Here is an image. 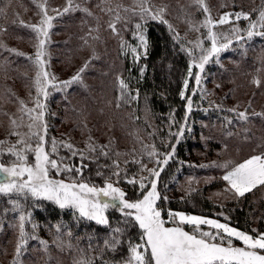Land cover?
Here are the masks:
<instances>
[{
  "label": "trees",
  "instance_id": "16d2710c",
  "mask_svg": "<svg viewBox=\"0 0 264 264\" xmlns=\"http://www.w3.org/2000/svg\"><path fill=\"white\" fill-rule=\"evenodd\" d=\"M210 1L213 20L225 13L245 12L254 21L264 10V0ZM37 4H45L48 16L53 18L44 60L45 70L59 85L47 89L46 99L40 97L45 105L48 147L55 138L73 145L85 157L81 160L80 155L73 156L59 146L57 158L63 157L66 165H84L83 176L77 177L75 172L56 176L54 171L50 175L65 181L72 176L100 187L105 181L112 182L127 193L126 199L136 200L143 193L138 183L127 180L148 175L141 172V164L149 169L163 168L157 189L167 198L158 201L164 215L169 210L181 211L216 218L253 236L264 233V185L222 204L207 196L210 190L224 186L222 176L231 168L252 156L264 155V111H257L264 110V37L230 40L218 61L213 57L205 65L200 73L202 83L197 86L187 75L191 61L187 50L193 48L190 42L203 40L205 48L211 42L206 39L207 29L201 27L205 14L194 0H148L144 6L153 13L164 9L162 19L167 23L147 14L141 18L140 0H73L72 9L66 13L67 0H0V8L5 9L0 14V141L5 142V148L19 138L10 134L13 130L25 135L32 122L23 109L35 108L37 98V39L28 27L39 24L42 18ZM110 24H115L116 32ZM137 24L142 27L137 29ZM248 24V20L232 18L223 26L244 30ZM213 30L221 34L219 25ZM141 34L146 48L140 41ZM239 44L250 49L243 53ZM194 54L199 56V50ZM222 60L229 66L222 65ZM78 73L80 79L64 87L62 82ZM121 79L131 96L125 105L116 103ZM256 79L261 82L259 87L253 83ZM225 90L230 92L220 96ZM181 91L185 92L183 99ZM233 92L238 101L232 99ZM233 103L243 108L246 120L239 117L240 112L231 111ZM12 120L17 122L15 129ZM181 128L183 134L177 137ZM89 144L96 151L90 152ZM173 147L175 152L167 165H157L155 161H163ZM153 149L156 154L150 156ZM0 159L7 164L13 158L5 154ZM29 161H33L31 154ZM117 171L119 176L114 175ZM8 199L0 196V264L17 261L19 212L13 210ZM13 199L25 213H31L25 231L37 237L28 240L20 264H79L81 260L119 264L127 255V241H138L139 229L123 224L124 218L115 209L106 212L109 226H104L80 218L70 208L60 209L51 201ZM116 227L124 228L125 233L113 252L104 249V241L111 239Z\"/></svg>",
  "mask_w": 264,
  "mask_h": 264
},
{
  "label": "snow or ice",
  "instance_id": "6c2138e0",
  "mask_svg": "<svg viewBox=\"0 0 264 264\" xmlns=\"http://www.w3.org/2000/svg\"><path fill=\"white\" fill-rule=\"evenodd\" d=\"M148 0H140L138 5L141 9V18L144 14L150 16L153 20H160L163 23L167 21L162 19L164 9L153 13L150 8L145 7ZM199 9L205 14V19L201 22V27L207 29L206 39L211 42V46L205 48L203 40L190 42L193 48L187 50V54L191 58L188 67V78L194 79L197 86H200L201 75L204 67L213 57L218 61L219 54L226 50L231 43L226 36L218 34L213 29L217 25L231 23L232 17L235 20H248V28L246 30L247 38L253 36L264 37V10L259 11L258 19L253 21L249 13H225L219 20H213L209 8L205 0H194ZM40 8L41 20L37 25H28L32 31L36 33V52L34 63L39 71L34 82L37 98L35 99V108L23 109L32 121L27 125L29 132L25 135L13 130L10 134L18 136L16 144L5 148L4 141H0V158L7 154L13 159L7 164L0 159V196L8 197V203L12 205L14 211L19 212V237L16 246L17 261L20 264L19 257L25 250L29 239H37L35 235H29L25 231V223L30 222L31 213H25L21 205L13 197H31L34 201L46 200L51 201L60 209L70 208L79 214L80 218L94 221L97 225L109 226V219L106 212L109 209L117 210L124 218L122 223L129 227L139 229L138 241L133 242L131 239L127 241V255L119 262V264H264V233L257 232L255 236L230 227L227 223H220L217 220L209 219L196 215H187L182 212H174L169 210L167 221L162 217L163 209L158 205V201L167 199L162 197L157 189V182L160 172L163 168H147L145 164H141V172L147 171L148 175H141L139 180L136 177L128 179L130 184L139 185L142 196L136 200L126 199L127 193L121 188L115 186L112 182L105 181L100 187L87 182L77 180L75 177L68 176L65 180H57L50 175L54 171L56 176L62 173L75 172L76 176H83L80 167L70 166L63 163L64 158L60 157L58 147L63 146L72 155H80L81 160L85 157L83 153H78L71 144L58 142L55 138L50 141L46 139L48 127L44 121L45 105L40 97L45 99L49 95L47 89L49 87L58 88L55 83L56 77L50 76L45 70L46 61L45 45L49 39V29L52 27V17H49L45 4H37ZM73 7V0H67V7L64 12H68ZM76 7H79L78 5ZM5 9L0 8V14ZM53 11H56L55 9ZM127 11V9H125ZM117 19L119 16L117 15ZM113 32H116L115 24H110ZM142 26L136 25L137 29ZM171 25L169 28L171 29ZM198 30V29H197ZM234 33H238L241 29L233 28ZM140 41L147 47L144 36L140 35ZM237 36L236 39H243ZM227 42H221V40ZM199 50V56L194 54L195 50ZM184 51L185 49H181ZM15 51V50H10ZM136 53V49H133ZM17 55H23L17 53ZM32 59L31 57H28ZM136 58L139 56L137 54ZM87 67V64L84 66ZM198 69L194 73L193 69ZM82 68L80 71L82 72ZM143 71V70H142ZM80 79L79 73L72 77L69 81L62 82L64 87H68L73 81ZM257 87L260 86V80L253 81ZM120 87L127 89L124 80H120ZM188 87V79L184 81V88ZM195 94V91L193 92ZM181 98L185 97V92L181 91ZM23 107V101H20ZM192 109V100H187V111ZM231 111H235L232 109ZM241 119H247L244 112L238 113ZM187 119V116L185 117ZM13 129L17 127V122L12 120ZM183 134V128L175 135L179 137ZM33 138L35 142L33 143ZM90 152L96 151V148L89 144ZM175 152L173 147L170 153L164 154L163 161L156 160L157 165H167L169 159ZM101 153L107 155V152L101 148ZM32 155L33 161H29V155ZM155 149L150 153L155 155ZM114 166L119 167L118 162L114 161ZM100 175L101 173H97ZM114 175L119 176V172ZM223 180L227 181L229 189L237 196H244L245 193L251 192L254 188L264 185V155H255L247 159L244 163L238 165L233 170L223 176ZM227 220L228 218L225 217ZM171 223L173 226H166ZM183 225H188L192 231H185ZM201 226H207L210 230L205 231ZM36 226L33 225V228ZM60 227L57 226V232ZM114 235L111 239L104 241V249L115 252L122 243L120 236L125 233L124 228L116 227L112 229ZM253 232H256L254 229ZM233 241H239L242 247L234 246ZM41 244L46 246V242L41 240ZM79 264H94L92 261L81 260ZM107 264V262H105Z\"/></svg>",
  "mask_w": 264,
  "mask_h": 264
},
{
  "label": "rangeland",
  "instance_id": "374dc122",
  "mask_svg": "<svg viewBox=\"0 0 264 264\" xmlns=\"http://www.w3.org/2000/svg\"><path fill=\"white\" fill-rule=\"evenodd\" d=\"M206 4H207V6H210V5H212V2L210 1V0H206ZM215 12H217L216 10H215ZM232 18H235L234 16L232 17ZM219 20V19H218ZM254 21H256V19L254 20ZM219 28L221 29V34H222V36H226L227 37V39L228 40H232V39H234V40H236V41H240L241 39H236V37L237 36H242V37H247V33H246V30H247V28H245L244 30L243 29H241V28H239V29H241V31L240 32H238V33H234L233 31H232V29L233 28H237L236 26H234V27H232V26H230V25H226V26H223V25H219ZM177 29H181V30H184L183 28H177ZM139 42V41H138ZM221 42H227V41H225V40H221ZM239 48H240V50L244 53V52H246V50H249L250 49V47L248 46V45H246V44H239ZM220 63L222 64V65H225V66H227L228 65V63L226 62V60H222V61H220ZM229 66V65H228ZM118 88V90H117V96H116V103L118 104V105H125L128 101H129V98L131 97L130 96V94H129V92H128V89H122L121 87H120V84H119V86L117 87ZM228 92H230V91H226L225 90V92H223L220 96H223L224 94H227ZM232 99L233 100H235V101H238L239 100V98H237V95L236 94H234V92H233V94H232ZM231 107H233V109L235 110V111H237V112H244V110H243V108H239V106L238 105H236L235 103H233V104H231L230 105ZM258 112H261L262 113V111H264L263 109H258L257 110ZM27 130H29V129H26L25 131H27ZM251 158V157H250ZM250 158H248V159H250ZM247 160V159H246ZM245 160V161H246ZM245 161H243V162H241V163H239L238 165H240V164H242V163H244ZM238 165H236V166H234L233 168H231L229 171H231V170H233L235 167H237ZM228 171V172H229ZM227 172V173H228ZM226 173V174H227ZM225 174V175H226ZM224 176V175H223ZM223 176H222V179H223ZM57 180H59V179H57ZM224 181V186L223 187H221V188H219V189H214V190H210L209 192H208V194H207V196L212 200V201H214L215 203H218V204H222V203H224L225 201H227V200H229L230 199V197H232V196H237V195H235L234 194V192L233 191H230V190H226V189H229V185H228V183H227V181H225V180H223ZM66 182H68V181H66ZM116 186V185H115ZM118 187V186H117ZM175 212H181V211H175ZM182 213H184V214H187V215H196V214H191V213H186V212H182ZM168 214V213H167ZM167 214L166 215H164L163 213H162V217L167 221ZM196 216H201V215H196ZM201 217H205V218H209V219H214V220H217V221H219L220 223H225V222H221L220 220H218V219H216V218H211V217H208V216H201ZM166 226H173L171 223H166ZM230 227H233V228H235L234 226H231V225H229ZM183 227H184V230L185 231H188V230H186L185 229V226L183 225ZM188 227H190V226H188ZM202 227V229L203 230H205V231H208V230H210L207 226H201ZM191 228V227H190ZM192 229V228H191ZM237 229V228H236ZM239 230V229H238ZM192 231V230H191ZM191 231H189V232H191ZM241 231V230H240ZM233 243H234V246H237V247H242V245L240 244V242L239 241H233Z\"/></svg>",
  "mask_w": 264,
  "mask_h": 264
}]
</instances>
